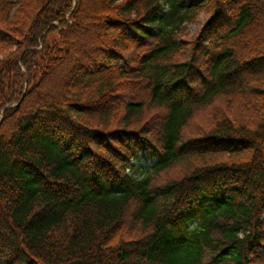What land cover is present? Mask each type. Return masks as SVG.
Segmentation results:
<instances>
[{"label": "trees", "instance_id": "obj_1", "mask_svg": "<svg viewBox=\"0 0 264 264\" xmlns=\"http://www.w3.org/2000/svg\"><path fill=\"white\" fill-rule=\"evenodd\" d=\"M0 264H264V0H0Z\"/></svg>", "mask_w": 264, "mask_h": 264}, {"label": "rangeland", "instance_id": "obj_2", "mask_svg": "<svg viewBox=\"0 0 264 264\" xmlns=\"http://www.w3.org/2000/svg\"><path fill=\"white\" fill-rule=\"evenodd\" d=\"M206 17L204 15H201L200 22L197 25H189V31L192 36L196 35L202 24L204 23ZM220 102H217L214 105H211L210 107L204 109L203 111L199 112L196 117L192 120L189 130L193 131L197 129L198 127H206L210 120L213 113V110L216 109L215 107L220 105ZM186 172L184 166L178 165L171 170L161 174L159 180L161 183L165 182L166 180L173 179V178H181L183 174Z\"/></svg>", "mask_w": 264, "mask_h": 264}]
</instances>
